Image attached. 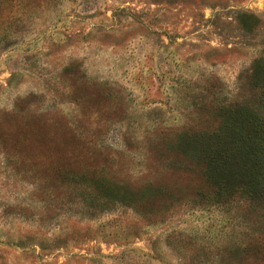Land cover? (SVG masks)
<instances>
[{"label":"rangeland","instance_id":"obj_1","mask_svg":"<svg viewBox=\"0 0 264 264\" xmlns=\"http://www.w3.org/2000/svg\"><path fill=\"white\" fill-rule=\"evenodd\" d=\"M262 56L264 0H0V264H264L181 146Z\"/></svg>","mask_w":264,"mask_h":264},{"label":"trees","instance_id":"obj_2","mask_svg":"<svg viewBox=\"0 0 264 264\" xmlns=\"http://www.w3.org/2000/svg\"><path fill=\"white\" fill-rule=\"evenodd\" d=\"M249 77L261 107L220 105L219 123L184 136L181 146L202 168L208 187L203 198L212 205L260 210L264 230V56L253 62Z\"/></svg>","mask_w":264,"mask_h":264}]
</instances>
